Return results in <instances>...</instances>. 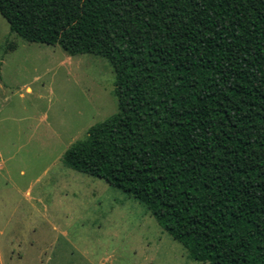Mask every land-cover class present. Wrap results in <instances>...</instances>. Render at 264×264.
<instances>
[{
  "label": "trees",
  "instance_id": "obj_1",
  "mask_svg": "<svg viewBox=\"0 0 264 264\" xmlns=\"http://www.w3.org/2000/svg\"><path fill=\"white\" fill-rule=\"evenodd\" d=\"M0 15L112 68L117 112L66 166L143 203L194 260L264 264V0H0Z\"/></svg>",
  "mask_w": 264,
  "mask_h": 264
},
{
  "label": "rangeland",
  "instance_id": "obj_2",
  "mask_svg": "<svg viewBox=\"0 0 264 264\" xmlns=\"http://www.w3.org/2000/svg\"><path fill=\"white\" fill-rule=\"evenodd\" d=\"M114 90L103 57L28 42L0 15V264H208L143 203L64 164L117 112Z\"/></svg>",
  "mask_w": 264,
  "mask_h": 264
}]
</instances>
